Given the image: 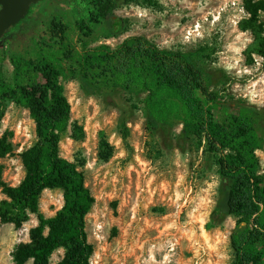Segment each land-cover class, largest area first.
I'll use <instances>...</instances> for the list:
<instances>
[{"label":"rangeland","instance_id":"rangeland-1","mask_svg":"<svg viewBox=\"0 0 264 264\" xmlns=\"http://www.w3.org/2000/svg\"><path fill=\"white\" fill-rule=\"evenodd\" d=\"M93 0H39L30 17L12 27L0 43L3 79L13 86L11 55H26L34 44L51 42L61 27L88 24ZM264 0H108L110 17L123 21L117 37H105L96 26L88 49L113 48L132 36H146L164 49L197 53L210 74L212 89L226 101L264 110ZM80 37L75 39L79 44ZM82 50V48H80ZM74 68V65L69 63ZM71 105L68 131L60 143L61 157L85 174L95 203L86 217V232L94 247L92 264H232L230 237L237 218L212 217L222 180L206 142H185L178 124L170 132L150 130L143 105L127 93L114 103L97 92L90 96L72 78H61ZM144 96L141 97L143 99ZM0 137L13 151L0 161V202L3 185L19 186L26 176L22 155L37 141L30 111L14 100L3 102ZM130 136L120 133L121 118ZM264 135V118L261 123ZM106 140L113 148L108 161L99 157ZM264 174V147L257 151ZM64 206L62 190H46L39 212L50 219ZM37 215L21 229L0 222V264H14L13 252L29 243ZM48 230L46 231V234ZM65 250L51 264H61ZM27 264H33L32 261Z\"/></svg>","mask_w":264,"mask_h":264},{"label":"trees","instance_id":"trees-1","mask_svg":"<svg viewBox=\"0 0 264 264\" xmlns=\"http://www.w3.org/2000/svg\"><path fill=\"white\" fill-rule=\"evenodd\" d=\"M92 3L90 25L54 29L51 42L34 44L24 56L11 55L13 86L4 82L0 65V127L7 99L28 109L36 123L37 141L22 155L25 178L16 187L2 184L7 199L0 202L1 224L21 229L31 215L39 220L30 230L31 241L13 252L14 264H51V256L60 249L65 250L61 264H92L94 247L86 217L95 199L85 174L60 155L71 120L62 77L77 80L90 96L102 93L112 104L118 94L137 97L150 130L170 132L182 124L179 136L185 142L204 140L222 180L212 217L237 218L230 237L232 264H264V174L257 156L264 147V110L224 101L212 89V78L197 53L164 49L146 36L129 37L115 48L102 44L88 49L96 26L106 29V38L119 36L123 29L122 20L110 17L108 0ZM77 37L80 46L75 45ZM120 133L124 140L130 136L123 117ZM12 151L8 139L0 137V161ZM112 155V146L102 141L100 159L108 161ZM46 190L64 193L63 208L48 220L39 212Z\"/></svg>","mask_w":264,"mask_h":264},{"label":"water","instance_id":"water-1","mask_svg":"<svg viewBox=\"0 0 264 264\" xmlns=\"http://www.w3.org/2000/svg\"><path fill=\"white\" fill-rule=\"evenodd\" d=\"M39 0H0V38L8 27L19 22L26 15V9Z\"/></svg>","mask_w":264,"mask_h":264},{"label":"flooded vegetation","instance_id":"flooded-vegetation-1","mask_svg":"<svg viewBox=\"0 0 264 264\" xmlns=\"http://www.w3.org/2000/svg\"><path fill=\"white\" fill-rule=\"evenodd\" d=\"M30 7H31V5H30ZM30 7H29V8H30ZM1 8H2V7L0 6V10H1ZM29 8L26 9V15L23 16V17H21L18 23H16V24L13 25V26H10V27H8V29H6L4 35L0 38V43L3 42V41L8 37V35H7V31H8V34H9V31H10V29H11L12 27L22 26V25H24V24L26 23V21H27L28 18L30 17V15H29Z\"/></svg>","mask_w":264,"mask_h":264},{"label":"bare ground","instance_id":"bare-ground-1","mask_svg":"<svg viewBox=\"0 0 264 264\" xmlns=\"http://www.w3.org/2000/svg\"><path fill=\"white\" fill-rule=\"evenodd\" d=\"M48 191V190H47Z\"/></svg>","mask_w":264,"mask_h":264}]
</instances>
